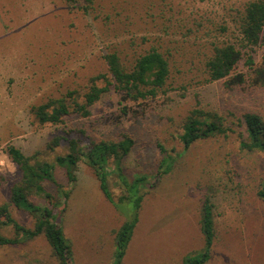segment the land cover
Returning a JSON list of instances; mask_svg holds the SVG:
<instances>
[{
  "label": "rangeland",
  "instance_id": "374dc122",
  "mask_svg": "<svg viewBox=\"0 0 264 264\" xmlns=\"http://www.w3.org/2000/svg\"><path fill=\"white\" fill-rule=\"evenodd\" d=\"M248 1L0 0V205L8 202L21 175L7 155L9 145L54 164L57 155L67 152L65 142L47 149L57 137L78 134L87 142L125 133L135 143L122 159L127 176L156 173L162 157L158 144L176 161L156 186L141 189L138 223L121 264H182L185 255L199 251L205 195L214 204L216 230L206 264H264V201L257 196L264 190V153L240 150L235 135L200 140L187 149L178 139L196 99L224 117L255 111L264 118V87L227 89L224 81L205 80L212 43L235 40V22ZM151 47L169 59L167 96L122 104L124 112L119 97L109 92L89 117L69 116L57 125L40 124L31 113V107L68 91L82 97L91 77L107 74V53L116 52L130 68ZM263 54L264 44L254 56L258 61ZM238 64V72L245 73L243 60ZM54 176L69 191L67 199L50 182L43 186L59 202L55 214L71 244L73 263L114 264L115 231L131 208L123 205L119 211L103 196L85 161L78 162L72 184L59 166ZM108 181L117 202L123 190L114 174ZM31 200L46 204L41 197ZM9 210L19 224L33 227L27 212L13 205ZM1 234L13 237V228L2 227ZM0 264L59 262L40 235L0 247Z\"/></svg>",
  "mask_w": 264,
  "mask_h": 264
},
{
  "label": "trees",
  "instance_id": "16d2710c",
  "mask_svg": "<svg viewBox=\"0 0 264 264\" xmlns=\"http://www.w3.org/2000/svg\"><path fill=\"white\" fill-rule=\"evenodd\" d=\"M235 25L238 35L234 41L212 43L211 53L204 63L205 80L208 83L224 81L227 89L241 84L264 87V54L258 61L254 56L256 49L264 44V0L248 1ZM225 30L222 28L223 32ZM103 58L107 74L91 77L88 91L82 97L76 91H68L59 98H50L31 107L35 119L43 125H57L69 116L87 118L91 115L92 107L109 92H114L119 97V105L167 96L170 63L168 57L157 48L151 47L141 54L130 68L123 65L116 52L107 53ZM241 60L246 68L245 73L237 70ZM195 104L185 117L182 133L178 138L184 148L187 149L200 140L235 135L240 150L264 153V118L259 113L247 111L237 118L230 112L224 117L214 110L206 109L198 99ZM121 109L126 112V105H122ZM78 132L79 135L82 134L81 131ZM62 142L66 143L67 152L57 155L54 164L39 161L34 156H25L13 145L7 147V155L21 175L19 181L10 188L8 202L0 205V247L17 245L43 235L59 264H74L71 244L55 214L56 208L60 207L59 202L44 189L43 183L50 182L61 197L67 199L69 191L56 181L54 168H63L72 184L76 181L78 162L85 161L95 174L103 196L119 211V206L128 205L131 208L130 214L115 231L114 264H121L138 223L143 199L141 189L146 186L153 188L162 177L168 175L174 167L176 155L158 144L162 157L156 173L151 176L134 174L129 177L122 166V159L135 144L129 134L122 133L117 139H87V142L81 140L78 134L72 138L57 137L47 149L53 151ZM110 164L113 165L112 172L109 171ZM110 173L116 176L118 185L123 190L117 202L109 187ZM36 196L44 198L47 205L33 202L31 198ZM257 196L264 201V190H259ZM10 205L32 216L33 227L27 228L19 224L10 213ZM213 208L210 196L205 195L200 208V229L204 244L199 251L185 255L182 264H206L211 259L216 237ZM8 226L13 228V237L1 234V228Z\"/></svg>",
  "mask_w": 264,
  "mask_h": 264
}]
</instances>
